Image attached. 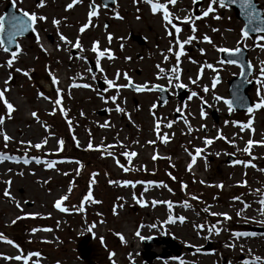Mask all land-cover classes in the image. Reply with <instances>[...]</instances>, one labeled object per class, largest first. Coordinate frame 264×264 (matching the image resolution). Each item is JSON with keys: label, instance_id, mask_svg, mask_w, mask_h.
<instances>
[{"label": "rangeland", "instance_id": "rangeland-1", "mask_svg": "<svg viewBox=\"0 0 264 264\" xmlns=\"http://www.w3.org/2000/svg\"><path fill=\"white\" fill-rule=\"evenodd\" d=\"M9 1L12 0H0V15L3 14L4 7ZM201 1L199 11L206 7L208 2V0ZM68 2L69 0H45L46 6L38 9L36 8L38 0H17L18 9L37 11L38 14L46 15L48 20L36 26L40 36L39 45L35 40L36 33L31 39L19 38L23 52L14 66L31 70V79L22 73L14 71L11 73L13 80L10 82V92L7 97L14 103L17 111L13 113L11 120H5L0 130L13 139L8 142L5 149L3 139L0 137V150L9 155L21 157V162L0 163V233L19 243L25 252L40 251L44 257L41 264H57V262L86 264L77 251V244L85 235L91 237L89 244L93 248L92 264H112V260L109 259L111 252L116 253L112 257L116 264H180V260H183L185 264H229V261L231 264H240L242 259L249 258L248 249L252 250L253 255L264 257V231L254 232L256 233L254 237L239 239H234L231 235L235 231L250 232L249 228L252 225L264 228V213L259 204V200L264 198V172L259 170L264 168V146L254 145L251 148L252 156L256 157L252 160L256 168H245L243 165H233L228 162L230 157L244 161L251 159L237 149L245 147V142L250 136L256 141L264 138V109L256 110L252 114L234 110L229 113L222 101L214 99L215 95L225 99L229 97L228 81L240 73V68L237 65L218 64L221 59L220 53L213 45L236 47L243 23L235 17L229 7L219 10L223 17L221 20L212 19L211 14L209 17L195 20L197 31L194 35L197 39L185 45V55L181 56L179 64L180 82L186 85L188 95L185 101H179L176 97V88L168 84L170 73L162 79H157V64L166 70H170L175 65V58L166 53L173 38L165 34L162 14L153 15L143 0L136 4L133 0H117V4L110 10L101 7L99 18H93V23L97 27H90L80 34L78 28L85 21L89 0H83V3L65 11V5ZM100 2L101 0H96L97 4H101ZM259 2L264 8V0ZM114 9L124 17L123 20L114 18ZM169 10L175 15L184 16L194 15L195 8L192 0H177L175 6L169 5ZM137 15L140 16L139 20L136 19ZM53 18L61 20L58 28L51 23ZM105 24L108 25L107 29L104 27ZM212 28H217L219 31L212 32ZM58 31L73 42L79 35L84 52L80 53L78 49H73L61 42L57 35ZM108 33L113 36L111 44H108L105 39ZM189 34H192L189 26L183 25L181 39ZM204 34L212 39V44L202 41L201 37ZM120 37L124 39L121 40ZM255 38L252 37L246 41L249 48L248 59L254 67L251 76L254 80L261 66L260 62L264 61V50L253 46ZM137 39L143 41L139 43ZM94 40L100 41L101 50L108 47L116 57L112 61L101 58V67L104 68V72L97 70L95 80L91 78L92 72L87 71L91 68L90 60L96 64L95 53L90 51ZM57 44H60L59 50H57ZM121 44L124 45L122 50ZM40 45L47 49V52L43 51ZM200 49L204 50L203 54ZM175 50L177 49L174 47ZM162 52L169 55L167 62L163 61ZM81 54L87 58L86 62L76 59ZM69 56L72 59H69ZM125 57L131 59L126 60ZM6 59L7 55L0 50V63ZM205 63H211L220 69L221 82L215 89L211 88L214 73L210 69L203 70L196 84H192L189 80V77L196 80L199 69ZM46 66L60 81L59 87L63 90L62 107L67 111L66 118L59 110L54 115L49 114L53 110L52 101L55 100L56 93L50 83ZM117 70L121 73L127 71L135 83L148 82L149 86L156 84L165 86L172 93V98L165 105L159 106L157 91L137 93L132 89H122L117 103L125 109L127 115L117 113L111 102L105 104L100 98V95L105 97L114 95L115 91L110 89L104 92L107 85L100 89L97 84V80L104 81L105 77L112 79ZM10 71L0 67V88L3 87V81ZM124 82L123 79L118 81V83ZM73 83H88L91 88L70 87ZM174 84L175 81H173ZM206 85L209 87L207 93L202 91ZM256 88L257 85L254 84L249 90L254 103L257 101ZM192 91L197 92L198 96L188 100ZM38 92H43L50 97V100L39 98ZM198 97H203L206 103ZM153 103L157 105L155 109H151ZM177 108H180V111H177ZM201 109L207 113L206 118H201ZM4 111L3 105L0 104V114H4ZM32 111L37 112L39 122L31 117ZM81 112L84 113L83 116L80 115ZM176 112L180 114L179 117H175ZM214 113L217 119H214ZM250 115L254 121V133H249L248 130L241 132L239 127L231 123L232 121L247 122ZM155 117L160 118L161 134L168 135L167 143H162L154 132ZM185 119L188 120V125H185ZM68 120L72 121L71 130ZM106 121L110 126L100 127ZM170 121L173 122L172 127L168 128L166 125ZM225 121L230 123L225 124ZM45 124L49 126L47 132ZM189 125L191 132L188 130ZM201 125L206 127L201 128ZM218 131L227 139H214L213 144L205 148L204 138H214ZM233 134H235V147L227 142L233 139ZM73 136L79 141L80 147H76ZM45 138L48 140L46 145L40 150L27 148V155L29 158L38 156L41 160H56L55 168L47 169L43 163L37 164L34 160L28 165L23 164L22 159L27 145L21 144L20 141H31L35 144ZM61 138L65 141L63 150L57 151V141ZM89 139L94 148L101 144L105 146L117 144L119 141L127 146L128 151H136L138 155L132 159L130 165L134 170L124 172L112 157L101 155V152L97 150H88ZM134 141L138 143H133ZM147 141H155V143L148 144ZM196 148H202L204 152L197 157L196 163L189 171L187 170V165L191 162L189 153L195 154ZM124 150L119 146L111 149L117 154L115 158L128 166L127 160L119 155ZM217 152L220 153L219 156L216 155ZM154 154L162 158L153 161L151 156ZM76 160L83 164L79 175L76 174L78 168ZM142 165L147 169L146 171L135 170L140 169ZM65 172L68 175H63ZM93 172L98 173L95 178L96 184L92 186L93 196L101 203L85 202L84 212H79L76 209L79 208L83 196L87 193ZM168 173L176 179H171ZM244 173L247 175L245 176ZM110 179L163 181L173 191L170 193L165 188L152 187L144 194L145 200L150 201L153 198L171 200L174 202L171 214L183 215L186 220L182 224L178 220L176 223L164 224L169 215L166 205L152 207L149 203L148 206L141 207L133 201L132 193L139 195L143 191L142 185H137L135 189L110 185L108 183ZM5 180H11L9 190L15 197V201L21 204L23 211L17 209L12 200L2 195L6 187ZM202 180L203 184L200 183ZM242 180L247 181L246 186H240L239 182ZM44 181L48 182L44 183ZM70 182H72V192L68 200L63 202L69 211L60 212L53 205L56 199L67 192ZM182 183L187 185V188L182 189ZM221 183L224 185L222 189L215 187ZM192 195L199 199L192 200ZM235 196H239L241 201L250 207L245 209L240 201H234L232 197ZM117 197L124 199L118 201ZM184 200H188L191 207L184 208L182 206ZM120 203H123L124 207L117 208V214L113 215V206ZM208 205H211V208L206 213L203 209ZM212 211H226L232 218L225 221L223 217L211 216ZM237 211H240V216L236 215ZM25 213H40L41 216L25 217L12 224L17 216L24 217ZM101 220L104 222L100 223ZM154 223L157 224V228L147 227ZM93 224L95 227L88 232L87 229ZM195 224H205L206 227L204 230H198L193 227ZM213 224L221 228L219 234L215 231L212 234L207 232V227ZM140 225L145 227L140 228ZM35 227L51 228L52 231H40L33 234L31 229ZM138 228L141 235L156 237L159 240L150 244V251L162 253L168 246L163 244L162 240L171 237L179 245L180 255L172 254L163 259L147 261L143 257L144 243L134 235ZM116 233L123 234L127 243H121ZM101 237H103V243H101ZM208 241L212 243V250L209 253L202 249ZM231 242L237 244L235 249L224 246ZM240 245H243L244 253L240 251ZM192 247L194 250H191ZM197 247L200 248L199 252L196 251ZM167 249L171 250L168 247ZM129 253L132 254L131 258ZM0 254L15 255L16 249L0 242ZM0 264H15V262L0 258Z\"/></svg>", "mask_w": 264, "mask_h": 264}, {"label": "snow or ice", "instance_id": "snow-or-ice-1", "mask_svg": "<svg viewBox=\"0 0 264 264\" xmlns=\"http://www.w3.org/2000/svg\"><path fill=\"white\" fill-rule=\"evenodd\" d=\"M139 2H141V0H133L134 4L139 3ZM176 2H177V0H163V2H161V0H143V3L149 6V11L153 15H155L157 13L162 14V21L164 22L165 34L167 36H170L173 38V40L169 44V47L166 49V53L171 54L175 58V65L170 70H166L165 68L161 67L159 64L156 65V68L158 69L157 79H162V78H164L165 75H168L170 73L169 79H168V84L170 87L171 86H174L175 88H185L186 87V85L184 83L180 82V80H181V75H180L181 69L179 67V64H180L181 56L185 55V45L191 44L194 40L197 39V37L194 35L197 31V28L195 27V20H200L204 17H209L210 14L212 16V19L221 20V19H223V17L220 14L219 10L226 9V8H228L229 5H235L239 9V14L242 17H244L245 23H244V26L240 30V38L236 41V47L228 48V47H218V46L213 45L215 50L219 53L226 54L228 57L237 56L238 54L241 53L243 47H247L246 41L252 38L250 36V33L258 34L256 36L254 42H253V46L264 50V11L258 10L257 4L254 3V0H208L206 7L201 9V13L199 15L186 14L184 16L175 15L172 11L169 10V5L175 6ZM200 2H201V0H192V3L194 5H198V4H200ZM81 3H83V0H69V2L66 3V5H65V11L71 10L74 8V6L81 4ZM112 3L115 4L116 0H112ZM16 4H17V0H12V5H11L12 8H16ZM45 6H46L45 0H38L36 8L40 9V8H44ZM101 7L106 8L107 2H105L103 5H101V4H97L96 0H89V3L87 5L88 11L86 12V18H85V21L78 28V33L83 34L90 27H92V28L97 27V25L93 23V18H99ZM137 12H139V9H137ZM113 15H114L115 19H118V20L124 19V17L120 15L118 10L114 9ZM64 19H66V18H64ZM136 19L139 20L140 16L137 15ZM229 19H230V17H229ZM47 20H48V17L44 14H38L37 11H26L23 9H20V15H16L15 13H12L11 15H8V14L0 15V50H2L7 55V59L3 63H0V67H4L6 69L11 70L9 72L7 78L3 81V87L0 88V104L3 105V108L5 110L4 114H0V126H3L5 124L6 119L11 120L13 118V113L15 111H17V108L14 105V103L11 102V100L7 97V94L10 92V87H9L10 82L13 80V76L11 73L13 71L15 73H22L25 77L31 79V76H30L31 70H23L20 67L14 66L15 63L17 62L19 56L23 52L22 46L16 42L15 38L18 36H23L25 33L31 31L32 33H36L35 40H36V43L39 45L40 44V36L37 33V27L36 26L38 23L46 22ZM176 21H178L179 23H177ZM51 23L54 26H57V28H58V26L61 24V20L53 18L51 20ZM185 24L189 26L190 33H192V34H189L184 39H181L180 33L182 32V26ZM104 27H105V29H107L108 25L105 24ZM211 31L217 32V31H219V29L212 28ZM229 31H230V29H229ZM5 32H7V40L6 41L3 38ZM57 35L59 37V40L61 42H63L65 45H68L73 49H78L80 53L84 52V48L80 42L79 35L75 38V42H73V40L68 39L64 34L60 33L59 31L57 32ZM105 39H106L108 44H111L112 39H113L112 34L108 33L105 36ZM119 39L123 40L124 37H120ZM201 39L203 42H206L208 44L213 43L212 39L207 34L202 35ZM13 44H15V50L10 51L9 46H11ZM40 46H41V49L43 51L47 52V49H44L42 45H40ZM123 46H124L123 44L120 45L121 50L123 49ZM56 47H57V50H59L60 44H57ZM174 47L177 50L174 51ZM90 51L95 53V56H96V65L95 66L101 73L104 72V68L101 67V58H106L109 61L116 59V57L114 56V54L110 48L105 47L101 50L99 40H94L92 42ZM200 52H201V54H203L204 50L200 49ZM167 54H165L164 52L161 53V55L163 57V61H165V62H167L169 60V55H167ZM69 59H72V57L69 56ZM76 59H79V60H82L85 62L87 60V58L85 56H83L82 54L77 56ZM125 59L129 60L131 58L125 57ZM192 63H196V62L192 61ZM218 64H220V65H225V64L237 65L238 61L236 59H232V58H229L227 60L220 59L218 61ZM260 65L261 66L258 69V75L255 77V80H254L255 84L257 85V88H256L257 101L255 103H253L252 105L247 106V112L249 114L254 113V111H256V110L264 109V61H261ZM239 66H240L239 75L241 77H245L244 65L240 64ZM205 68L210 69L214 73V76L211 80V88L215 89L217 87V85L221 82V77L219 75L220 69L214 67L213 64H211V63H205L201 66V68L199 69V74L197 75L196 80H193L191 77H189V80L192 84H196L197 80L200 79V77L203 73V70ZM252 69H253V65L251 63H248L247 64L248 75L252 74ZM46 70L48 71V76L50 77V83L54 87V91L56 93V98H55V100L52 101V103L54 104V107H53L52 112L49 114L54 115L55 112L57 110H59L61 112V114L66 118L67 117V111L62 107L63 90L59 87L60 81H59L58 77L51 70L47 69V66H46ZM87 71L89 73H91L92 69L88 68ZM82 78L83 77H81V79ZM91 78L93 80H95L96 75L92 74ZM121 79H123L125 82L124 83H118V81ZM173 81H175L174 85H173ZM252 82H253L252 80H248V79L244 80V83H252ZM104 83L107 85V87L103 90L104 92H108L110 89H112L115 91L116 94L110 95L107 97L100 95V98L104 101L105 104L111 102L115 106L114 110L117 113H125V109L123 107H121V105L119 103H117L120 91L122 89H132L135 92L140 93V92H150L153 89L161 88V86L158 84L149 86L148 82L134 83L132 77L129 76L127 71L121 73L119 70H117L114 73V76L112 79H108L105 77ZM70 87L88 89V88H91V85L88 83H73L70 85ZM202 91L207 93L209 91V87L207 85L204 86ZM37 95L39 98H42L44 100H50V97L45 95L43 92H38ZM232 95L235 99H225L224 97H222L220 95H215L214 99L216 101H222L227 106L228 112L231 113L234 110V105L239 104L241 107H243V106H245V103H246V98L243 95L239 94V86H237L236 90L233 91ZM197 96H198L197 92L192 91L191 95L188 96V100H191L193 97H197ZM198 98L201 99L202 102L206 103V101H203V97H198ZM156 107H157V105L155 103H153L151 105V109H155ZM176 110L180 111V108H177ZM125 114L127 115V113H125ZM30 115H31V117L36 119L37 122H39V116L37 115V112L32 111V112H30ZM80 115L83 116L84 113L81 112ZM153 115H155V114L153 113ZM200 116H201V118H206L207 113L203 109H201ZM129 119H131L130 116H129ZM67 123H68L69 129L71 130L72 121L68 120ZM172 123L173 122H171V121L168 122L166 127L171 128ZM184 123H185V125L189 124L187 119L184 120ZM224 123L228 124L230 122L225 121ZM231 123L234 126L239 127L241 132L248 130L249 133H254V131H255V129L253 127L254 121H253V118L251 115L249 116V119L247 120V122L240 123V122L232 121ZM109 126L110 125L107 121L104 124L100 125V127H109ZM44 127H45V131L47 132L49 130V126L45 124ZM204 127H206V126L201 125V128H204ZM188 130H189V132L192 131L190 125H189ZM154 132L157 134L158 139L162 143L168 142V135L166 133L161 134V123H160L159 117H155ZM89 135H91V134L89 133ZM0 137H2L3 142H4L3 147L6 149L8 146V142L10 140H12L13 138L2 130H0ZM214 139L226 140L227 138L218 131L216 137L204 138L203 144H204L205 148L212 145L214 142ZM73 140L76 141V147H80V143L78 140H76L75 136H73ZM47 142H48L47 138H45L42 141L35 143V144H33L31 141H20L21 144L27 145V147L25 148V153H24V157L22 159V163L25 165H28L32 160H34L35 163H37V164L43 163V165L47 169H54L56 164H57L56 160H47V159L41 160V158L38 156H33V157L29 158L27 155V148H34L36 150H40L44 145L47 144ZM227 142L232 144L235 147V134H233V139L227 140ZM57 143H58L57 151H62L65 141L61 138L57 141ZM133 143H138V141H134ZM146 143L154 144L155 141H147ZM254 145L264 146V138H262L259 141H256V140H253L250 136L249 139L245 142V147L238 148L237 151H242L243 153H245L249 157H251V159H249L248 161L236 159V160L232 161L233 165H243L245 168H247V167L256 168V165L254 163H252V160L256 159V157L252 156V154H251V148ZM117 146L125 149L124 151L119 153V155L123 156L127 160L128 166L120 163V161L115 158L117 154H115L113 151H111V149H113ZM87 149L88 150H97V151L101 152V155H107L109 157H112L114 162L124 172H130V171L134 170L132 167H130V165H131L132 159L134 157H136L138 155V153L136 151H128L127 146L120 143L119 141H117V144H109L106 146L101 144V145H97L94 148L91 139H89V141L87 143ZM186 151H187V149H186ZM203 152H204V149L196 148L195 154L189 153V155L191 157V162L187 165V170L191 171L193 165L196 163L197 157H200ZM216 155L219 156L220 153L217 152ZM158 158H162V157H158L155 154L151 156V159L153 161H155ZM204 158L206 160V157H204ZM5 161H13L15 163H20L21 157L9 155L7 152L0 150V163H3ZM75 163L78 165V168L76 169V174L79 175L80 170L83 168V164H81V162L79 160H76ZM135 170L146 171L147 169L142 165L140 169H135ZM259 170L261 172H264V168H261ZM9 171H11V169H9ZM19 175H23V173H19ZM63 175H68V173L65 172V173H63ZM97 175H98V173H96V172L91 173V179H90V182L88 185L87 193L83 196L79 208L76 209L77 211L84 212V203L85 202H89L92 204L101 203V201L94 199L93 190H92V186L96 184L95 178ZM106 175H107V173H106ZM168 175L170 176L171 179H173V180L176 179V177L172 176L171 173H168ZM244 175L246 176L247 174L244 173ZM47 182L48 181H44V183H47ZM11 183H12L11 180H5L4 181V184L6 185V187H5L2 195L4 197L12 200L15 203L16 208L20 209V211H23V209L21 208V204L19 202L15 201V197L12 196V193L9 190L11 187ZM108 183L110 185L131 187L133 189H135L137 187V185H142L143 191L139 195H137L135 192L132 193L133 201L141 207H146L149 205V203L151 204L152 207H155L157 205H166L169 215L167 216V219L163 222L164 224L176 223L177 220L182 224L186 220V217L183 215L173 216L171 214L172 210L174 208V202L171 200H161V199H156V198H153L150 201L145 200L144 194L147 193L149 191V189L152 187L165 188L170 193L173 191L163 181H155V180H151V179H149V180L124 179L121 181V180H111L110 179V180H108ZM200 183L203 184L204 181L202 180V181H200ZM239 183H240V186H246L247 185L246 180H242ZM71 184H72V182H70V187L68 188L67 192L65 194L61 195L54 202L53 207L55 209L59 210L60 212H68L69 211L68 207L64 206L63 202L68 200L69 195L72 192ZM215 187L222 189L224 187V185L221 183V184L215 185ZM181 188L185 189V188H187V185L182 183ZM257 191H259V190H257ZM116 199L118 201H123L124 198L123 197H117ZM191 199L192 200H198L199 197L192 195ZM232 199L234 201H240L243 204V207L245 209L250 207V205L241 201V198L239 196L232 197ZM25 203H27V201H25ZM259 204L262 206L261 207L262 213H264V198H261L259 200ZM182 206L186 209L191 207L188 200H184ZM123 207H124L123 203L114 205L112 208L113 215L117 214V208H123ZM210 208H211V205H208L203 209V211L208 213ZM240 214H241L240 211L236 212L237 216H240ZM210 215L214 216V217H223V219L225 221L231 220V218H232L226 211L225 212L212 211V212H210ZM40 216H41L40 213H25L24 217L17 216L12 221V224H15L16 221H18L22 218H25V217L36 218V217H40ZM103 222H104L103 220L100 221V223H103ZM57 227H59V222H57ZM94 227H95V224H93L91 227H89L87 229V231L91 232ZM139 227L143 228L145 226L140 225ZM147 227L155 229V228H157V224L154 223V224L148 225ZM193 227L198 229V230H204L206 226H205V224H195V225H193ZM206 230L209 234H212L213 231H215L216 234H219L221 231V228L217 227L215 224H213L210 227H207ZM40 231L50 232V231H52V229L51 228H39V227H35V228L31 229V232L33 234L40 232ZM197 234H199V232ZM116 235L119 237L121 243H124V244L127 243L123 234L116 233ZM134 235L136 237H138L141 241L152 238V237H145V236L141 235L139 228L134 233ZM231 235L234 237V239H239L242 237H254V236H256V233L235 231V232L231 233ZM205 238H207V237H205ZM100 240H101V243H103V237H101ZM0 242H4V243H6V244H8V245H10L16 249L15 255L0 254V258L4 259L6 261H14L15 264H41V261L44 259V257L42 256V253L40 251H27V252H25V250L20 246L19 243L15 242L13 239H10V238L4 236L3 233H0ZM45 242H48V241H45ZM224 246L226 248H229V249H235L237 247V244L235 242H231V243H226ZM239 247H240V251L242 253H244L245 249H244L243 245H240ZM196 251L199 252L200 248L197 247ZM115 255H116L115 252L109 253V259L112 260V264H116V261L112 259V257H114ZM247 256L249 258L242 259L240 261V264H264V257H262L260 255H253L251 249L247 250ZM131 257H132V254L129 253V258H131ZM57 264H59V262H57ZM180 264H185V262L183 260H180ZM229 264H231V261H229Z\"/></svg>", "mask_w": 264, "mask_h": 264}, {"label": "water", "instance_id": "water-1", "mask_svg": "<svg viewBox=\"0 0 264 264\" xmlns=\"http://www.w3.org/2000/svg\"><path fill=\"white\" fill-rule=\"evenodd\" d=\"M105 2H107V6H109V7H111L113 5L112 0H104V3ZM254 3L257 4L258 10L264 11V9L259 5V2L257 0H254ZM11 5H12V1L8 2V4L6 5V7L4 9L3 15H5V14L11 15L12 13H15L16 15H20V10H17L16 8H12ZM229 7H231L233 9L235 16L245 23L244 17H242L239 14V9L235 5H229ZM33 35H34V33L29 31V32L25 33L23 36H18V37H32ZM250 35L256 36L258 34L250 33ZM18 37L15 38L17 43H18V41H17ZM3 38L5 39V41L7 40V32H5ZM9 47H10V51L15 50V44H13ZM222 57L225 60H227L229 58L236 59L238 61V65H240V64L244 65L245 77H241L239 75L238 77L233 78L229 82V85H230L229 93H230V99H235L233 97L232 93H233V91L236 90L237 86H239V94L243 95L246 98V103H245V106H243V107H241L239 104H236V105H234V109L237 111H245V110H247V106L252 105V100H251V98L247 92L251 88V86H253V84H254V81L252 83H244V80L248 79L251 76V75H248V70H247V64L250 63L247 59V49L242 48L241 53L238 54L237 56H234V57H228L226 54L222 53ZM91 65L93 67L92 71H93V73H95L96 67L93 63H91ZM252 73H253V69H252ZM157 89L161 91L160 105H163L170 98V94L163 87L157 88ZM185 94H186V92L182 88H179V95H178L179 98L185 99ZM214 116H215V118L217 117L216 114ZM233 160L234 159L231 158L229 160V162H232ZM89 240H90V238L88 236L84 237L78 244V250L81 254V257L84 258L88 264H91L90 255L92 252V248L89 244ZM152 242H159V241L156 238L144 240V243H145L144 256L147 260H151V259L156 258V257L164 258L165 256L171 254V251H167V250H165L162 254H157V253L151 252L150 251V244ZM162 243H164V244L170 243L169 247L173 250V252L176 254H179V251L177 250L179 248V245H177V243L175 241H173L172 239H164V240H162ZM205 248L207 250H210L211 245L208 244Z\"/></svg>", "mask_w": 264, "mask_h": 264}, {"label": "flooded vegetation", "instance_id": "flooded-vegetation-1", "mask_svg": "<svg viewBox=\"0 0 264 264\" xmlns=\"http://www.w3.org/2000/svg\"><path fill=\"white\" fill-rule=\"evenodd\" d=\"M142 40V39H141ZM143 41V40H142Z\"/></svg>", "mask_w": 264, "mask_h": 264}]
</instances>
